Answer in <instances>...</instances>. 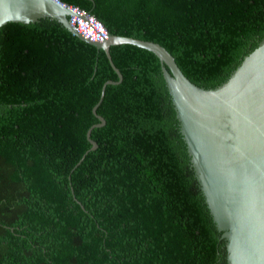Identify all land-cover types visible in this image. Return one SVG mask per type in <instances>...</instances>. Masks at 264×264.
Returning a JSON list of instances; mask_svg holds the SVG:
<instances>
[{"label": "trees", "instance_id": "16d2710c", "mask_svg": "<svg viewBox=\"0 0 264 264\" xmlns=\"http://www.w3.org/2000/svg\"><path fill=\"white\" fill-rule=\"evenodd\" d=\"M216 89L264 42V0H60ZM53 20L0 29V264H227L162 63ZM82 203L85 210L74 200Z\"/></svg>", "mask_w": 264, "mask_h": 264}, {"label": "water", "instance_id": "95a60500", "mask_svg": "<svg viewBox=\"0 0 264 264\" xmlns=\"http://www.w3.org/2000/svg\"><path fill=\"white\" fill-rule=\"evenodd\" d=\"M53 20L82 41L106 52L118 81H107L93 109L99 120L91 136L106 125L97 113L106 88L123 82L111 47L133 45L155 54L175 106L191 162L222 238L227 264H264V42L248 55L227 82L206 90L192 83L162 45L109 35L104 25L78 7L57 0H0V29L8 23ZM74 200L85 210L81 202Z\"/></svg>", "mask_w": 264, "mask_h": 264}, {"label": "built area", "instance_id": "2783aa9c", "mask_svg": "<svg viewBox=\"0 0 264 264\" xmlns=\"http://www.w3.org/2000/svg\"><path fill=\"white\" fill-rule=\"evenodd\" d=\"M57 1H59V2H61L60 0H57ZM61 3H63V2H61ZM65 4V3H64ZM67 5V4H66ZM68 6H70V5H68ZM70 7H74V6H70ZM83 11H85V10H83ZM91 18H93L94 20H96V21H98L99 23H101L95 16H93L91 13H89V12H87V11H85ZM102 24V23H101ZM103 25V24H102ZM107 30V29H106ZM108 32V31H107ZM108 34H109V32H108ZM110 35V34H109Z\"/></svg>", "mask_w": 264, "mask_h": 264}]
</instances>
